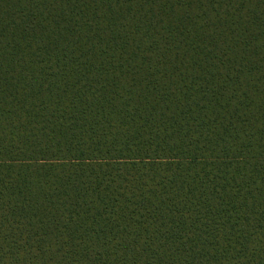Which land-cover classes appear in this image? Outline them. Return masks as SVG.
<instances>
[{
	"label": "trees",
	"instance_id": "16d2710c",
	"mask_svg": "<svg viewBox=\"0 0 264 264\" xmlns=\"http://www.w3.org/2000/svg\"><path fill=\"white\" fill-rule=\"evenodd\" d=\"M0 264H264V0H0Z\"/></svg>",
	"mask_w": 264,
	"mask_h": 264
}]
</instances>
